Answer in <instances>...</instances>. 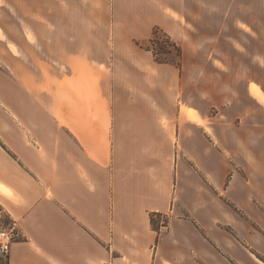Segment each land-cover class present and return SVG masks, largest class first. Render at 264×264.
I'll return each instance as SVG.
<instances>
[{
	"label": "crops",
	"instance_id": "1",
	"mask_svg": "<svg viewBox=\"0 0 264 264\" xmlns=\"http://www.w3.org/2000/svg\"><path fill=\"white\" fill-rule=\"evenodd\" d=\"M244 41L264 0H0V264H264V50L229 81L185 44Z\"/></svg>",
	"mask_w": 264,
	"mask_h": 264
},
{
	"label": "rangeland",
	"instance_id": "2",
	"mask_svg": "<svg viewBox=\"0 0 264 264\" xmlns=\"http://www.w3.org/2000/svg\"><path fill=\"white\" fill-rule=\"evenodd\" d=\"M160 39H164L162 34L158 36ZM150 39V38H149ZM148 39V41H149ZM165 40V39H164ZM143 41V42H137L135 45L139 47L142 50L148 49L149 42ZM171 41V40H170ZM172 42V41H171ZM179 50H180V57H177L175 55V50L172 49L173 53L171 55L167 56H160L159 58L166 59L169 61H173L174 63H178V68L181 67V60H182V49L181 46L175 42H172ZM121 46H124V43H119ZM186 47L190 51H195L196 63L200 66H203L205 61L210 63L213 61L215 65H227L230 69L229 75V81H231V77H235V74L232 72L235 71L237 68L238 71L243 67V78L246 81H251L252 75H251V67H252V51L257 46L259 47L257 51L264 50V43H252L249 41H244L240 43L236 42H193V43H185ZM255 44V45H254ZM262 47V48H261ZM239 50L238 53L243 55V57H237L236 50ZM148 52L152 55V58L154 60V55L151 51L148 50ZM175 67V66H174ZM177 68V67H176ZM198 71V70H197ZM202 71V70H201ZM203 78L202 73L197 74V82H201ZM253 88V85L251 86ZM214 113V112H211Z\"/></svg>",
	"mask_w": 264,
	"mask_h": 264
},
{
	"label": "trees",
	"instance_id": "3",
	"mask_svg": "<svg viewBox=\"0 0 264 264\" xmlns=\"http://www.w3.org/2000/svg\"><path fill=\"white\" fill-rule=\"evenodd\" d=\"M162 34L164 36L163 38L165 39H160L158 36ZM149 46L148 49L146 50L151 51L154 55V61L158 64H166V65H171L175 66L178 68L179 64L174 63L173 61H169L166 59L159 58L160 56H167L171 55L173 53L172 49L175 50V55L177 57H180V50L170 41L169 37L165 35L161 30L158 28H154L152 31L151 38L149 39ZM161 215L157 213H153L150 215L149 220L150 224L153 228L154 231L159 233V228H160V219Z\"/></svg>",
	"mask_w": 264,
	"mask_h": 264
},
{
	"label": "built area",
	"instance_id": "4",
	"mask_svg": "<svg viewBox=\"0 0 264 264\" xmlns=\"http://www.w3.org/2000/svg\"><path fill=\"white\" fill-rule=\"evenodd\" d=\"M167 220L161 217L160 226L165 227ZM16 223L12 222L7 227L0 228V262L8 261L11 246L15 240L19 238V233L16 230Z\"/></svg>",
	"mask_w": 264,
	"mask_h": 264
}]
</instances>
